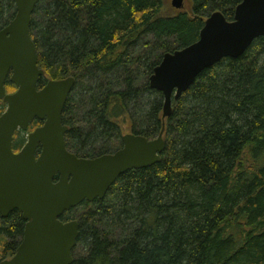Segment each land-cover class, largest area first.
I'll return each instance as SVG.
<instances>
[{
    "label": "trees",
    "instance_id": "1",
    "mask_svg": "<svg viewBox=\"0 0 264 264\" xmlns=\"http://www.w3.org/2000/svg\"><path fill=\"white\" fill-rule=\"evenodd\" d=\"M241 1L190 0L171 15L162 14L165 0L36 6L31 35L46 74L39 86L76 80L62 114L68 149L86 158L113 152L127 125L166 141L160 162L124 173L105 198L75 208L83 211L77 246L87 253L73 252V264H264V37L202 72L170 117L149 84L164 54L195 43L215 11L232 21ZM15 15L14 0H0V30ZM6 108L0 100V115ZM83 108L87 128L76 115ZM98 140L111 145L95 153L89 145ZM0 220L2 259L16 252L25 220L18 211Z\"/></svg>",
    "mask_w": 264,
    "mask_h": 264
},
{
    "label": "water",
    "instance_id": "2",
    "mask_svg": "<svg viewBox=\"0 0 264 264\" xmlns=\"http://www.w3.org/2000/svg\"><path fill=\"white\" fill-rule=\"evenodd\" d=\"M16 15L0 30V214L17 210L26 221L24 237L11 259L0 264H73L80 236L78 220L64 222L66 211L85 201L103 199L124 173L161 161L166 141L139 134L123 136L124 147L95 158L79 157L66 144L69 127L62 114L75 85L72 76L50 79L38 88L45 71L31 35L32 17L40 0H14ZM185 0H172L182 10ZM264 37V0H242L229 21L221 11L205 21L199 39L164 54L150 76L152 89L164 96L162 117H170L179 99L206 69L226 58L241 57ZM16 86L8 94L5 82ZM43 125L29 134L23 148H13L15 133L35 120ZM39 153V154H38Z\"/></svg>",
    "mask_w": 264,
    "mask_h": 264
},
{
    "label": "rangeland",
    "instance_id": "3",
    "mask_svg": "<svg viewBox=\"0 0 264 264\" xmlns=\"http://www.w3.org/2000/svg\"><path fill=\"white\" fill-rule=\"evenodd\" d=\"M172 0H165L164 2V8H163V11H162V14L163 15H171V14H174L176 13L178 10L175 9L173 6H172ZM184 8L183 9H186L188 7H190V0H185L184 2ZM44 19V17H41V18H38V20H42ZM78 93V91H77ZM84 99V98H82ZM87 100V99H86ZM84 111L85 109L83 108V111H81L80 109L76 111V115L78 116V121L80 122V125L84 128H87L86 126V123L81 121L80 117L83 116L84 114ZM130 131V127L129 125H127V127L125 126L124 129H123V133H128ZM28 136H29V132H20V135L18 136L17 138V141L16 143L21 140V139H24L25 141L28 140ZM93 146L89 145L90 147L89 148H93V150L95 151V153H98L100 152L102 149H104L107 145H111V143L106 140V141H101V140H98L97 142H93ZM83 214V211L81 209H75L74 211L71 212V219H75V220H78V217L80 215ZM0 225L1 224V220H0ZM87 249H85V247L81 244V242L78 244V246L76 247L75 251H74V256H79V255H83L85 253H87L86 251ZM13 256V255H12ZM12 256H6L5 259H10Z\"/></svg>",
    "mask_w": 264,
    "mask_h": 264
},
{
    "label": "flooded vegetation",
    "instance_id": "4",
    "mask_svg": "<svg viewBox=\"0 0 264 264\" xmlns=\"http://www.w3.org/2000/svg\"><path fill=\"white\" fill-rule=\"evenodd\" d=\"M39 63V62H38ZM40 66V65H39ZM44 70V69H43ZM45 71V70H44ZM46 76V74H44V76L43 77H45ZM42 77V78H43ZM42 78H41V80H42ZM41 80L39 81V84H40V82H41ZM50 79H48L47 80V82L49 81ZM7 82H10L11 83V81H10V75L8 76V78H7V80H6V82H5V87H6V84H7ZM46 82V83H47ZM45 83V84H46ZM13 84V83H12ZM75 85H76V82H75ZM75 85H74V87H73V89L71 90V93L73 92V90H74V88H75ZM45 86V85H44ZM43 86V87H44ZM16 87V86H15ZM43 87H40L39 85H38V88H43ZM6 90H7V88H6ZM17 90V89H16ZM15 90V91H16ZM15 91H13V92H9V91H7V93L8 94H11V93H14ZM70 93V94H71ZM70 96V95H69ZM69 98V97H68ZM35 123H37V126H35L34 127V124ZM43 121H41V120H38V119H35L30 125H29V127H28V129L27 130H22V129H20V130H18V131H20V132H29V134L31 133V132H33V131H35V129H37L38 127H40V126H42L43 125ZM32 127H34V128H32ZM17 131V132H18ZM128 133H133V132H131V131H129ZM67 134V133H66ZM125 134H127V133H121V146L117 149V150H113V152H110V153H107V154H113V153H115V152H117L118 150H120V149H122L123 147H124V143H123V136L125 135ZM133 134H135V133H133ZM29 137V136H28ZM18 138V137H17ZM17 138H16V136H15V139H14V141H17ZM26 142L27 141H25L24 143H23V145L20 147V149H14L16 152H19L22 148H23V146L26 144ZM72 152V151H71ZM74 153V152H73ZM39 154V153H38ZM98 157V156H97ZM93 158H95V157H93ZM106 197V196H105ZM97 200V199H96ZM77 208V207H76ZM73 209H75V208H72L71 210H69V211H66L64 214H63V216L61 217V219L64 221V222H67V221H71V220H75V219H71L72 217H70V219H64L63 217L66 215V214H68L70 211H72ZM15 211H17V210H15ZM14 212V211H13ZM19 212V211H18ZM12 213V212H11ZM10 213V214H11ZM10 214L8 215V216H6V217H4V216H2L1 214H0V219H6V218H8L9 216H10ZM22 215V214H21ZM23 218V217H22ZM25 225H26V221H25ZM24 231H25V227H24ZM23 237H24V232H23V236H22V238H21V241H20V244H21V242H22V239H23ZM19 244V245H20ZM19 245H18V247H19ZM17 247V248H18ZM16 251H17V249H16ZM16 253V252H15ZM15 253L13 254V256L15 255ZM12 256V257H13ZM11 257V258H12ZM10 258V259H11ZM2 260H5V257H3L2 259H0V261H2Z\"/></svg>",
    "mask_w": 264,
    "mask_h": 264
}]
</instances>
